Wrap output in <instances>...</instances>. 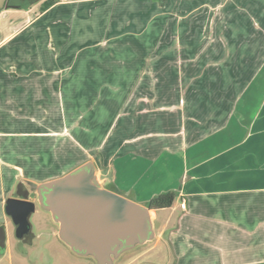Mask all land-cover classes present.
Segmentation results:
<instances>
[{
  "label": "crops",
  "instance_id": "crops-1",
  "mask_svg": "<svg viewBox=\"0 0 264 264\" xmlns=\"http://www.w3.org/2000/svg\"><path fill=\"white\" fill-rule=\"evenodd\" d=\"M87 163L176 194L170 264H264V0H0V227L18 183Z\"/></svg>",
  "mask_w": 264,
  "mask_h": 264
},
{
  "label": "water",
  "instance_id": "water-1",
  "mask_svg": "<svg viewBox=\"0 0 264 264\" xmlns=\"http://www.w3.org/2000/svg\"><path fill=\"white\" fill-rule=\"evenodd\" d=\"M34 190L38 205L51 213L58 224V236L78 255L90 256L98 264L110 262L136 243L151 240L150 210L120 195L101 189L93 177L92 165L39 186ZM28 200L9 199L5 212L22 219L33 211ZM5 233L0 227V247Z\"/></svg>",
  "mask_w": 264,
  "mask_h": 264
},
{
  "label": "rangeland",
  "instance_id": "rangeland-1",
  "mask_svg": "<svg viewBox=\"0 0 264 264\" xmlns=\"http://www.w3.org/2000/svg\"><path fill=\"white\" fill-rule=\"evenodd\" d=\"M47 162H49L48 159H43L44 165ZM58 162H61L58 166L59 174H63L71 170L68 167L70 164H73L72 168H76L75 166L87 162V159L58 158ZM63 165L68 168L64 169ZM45 177L47 178L48 175ZM42 179L45 178L42 177ZM43 184L45 183L41 185ZM39 186L32 189L40 191ZM35 208L34 212L26 214L20 220H15L14 216L7 214L6 229L3 226L5 242L3 249L0 248V264H98L94 258L78 255L63 243L57 234L58 226L51 213L42 209L38 204ZM167 214L166 210L158 212V221H155V227L152 228L151 240L136 243L116 256L111 255L110 262L107 264H170L169 250L164 242H158L160 225ZM151 223H153V218H151Z\"/></svg>",
  "mask_w": 264,
  "mask_h": 264
},
{
  "label": "trees",
  "instance_id": "trees-1",
  "mask_svg": "<svg viewBox=\"0 0 264 264\" xmlns=\"http://www.w3.org/2000/svg\"><path fill=\"white\" fill-rule=\"evenodd\" d=\"M159 4L162 6L165 0H158ZM51 2L48 1L44 4L47 6ZM176 199V194L172 191L162 192L150 198L143 206L149 210H162L170 208Z\"/></svg>",
  "mask_w": 264,
  "mask_h": 264
},
{
  "label": "flooded vegetation",
  "instance_id": "flooded-vegetation-1",
  "mask_svg": "<svg viewBox=\"0 0 264 264\" xmlns=\"http://www.w3.org/2000/svg\"><path fill=\"white\" fill-rule=\"evenodd\" d=\"M14 196H15L13 198L14 200H21V199L28 200L29 202L33 203L34 207L38 204L37 196H36V193L34 192V190H28L23 183L17 184L15 191H14ZM57 226H58V224H57ZM57 234H58V230H57ZM4 242H5V240H4ZM3 247H4V244L0 248L3 249Z\"/></svg>",
  "mask_w": 264,
  "mask_h": 264
},
{
  "label": "built area",
  "instance_id": "built-area-1",
  "mask_svg": "<svg viewBox=\"0 0 264 264\" xmlns=\"http://www.w3.org/2000/svg\"><path fill=\"white\" fill-rule=\"evenodd\" d=\"M181 208L184 209L185 208V205L184 203L181 204Z\"/></svg>",
  "mask_w": 264,
  "mask_h": 264
}]
</instances>
